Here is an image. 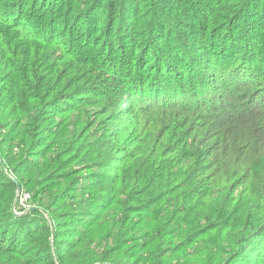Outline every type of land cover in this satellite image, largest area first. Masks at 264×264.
Segmentation results:
<instances>
[{"label":"trees","instance_id":"16d2710c","mask_svg":"<svg viewBox=\"0 0 264 264\" xmlns=\"http://www.w3.org/2000/svg\"><path fill=\"white\" fill-rule=\"evenodd\" d=\"M0 264H264V0H0Z\"/></svg>","mask_w":264,"mask_h":264},{"label":"built area","instance_id":"2783aa9c","mask_svg":"<svg viewBox=\"0 0 264 264\" xmlns=\"http://www.w3.org/2000/svg\"><path fill=\"white\" fill-rule=\"evenodd\" d=\"M27 196L26 195H24L23 197H22V199H21V201H22V205L25 203V201L27 200ZM20 201V202H21ZM23 207H24V205H23Z\"/></svg>","mask_w":264,"mask_h":264},{"label":"water","instance_id":"95a60500","mask_svg":"<svg viewBox=\"0 0 264 264\" xmlns=\"http://www.w3.org/2000/svg\"><path fill=\"white\" fill-rule=\"evenodd\" d=\"M17 191H18V192L20 191V187H19V185H17Z\"/></svg>","mask_w":264,"mask_h":264}]
</instances>
